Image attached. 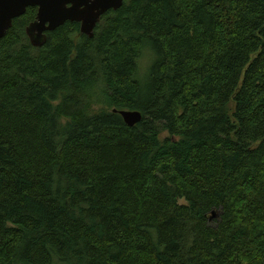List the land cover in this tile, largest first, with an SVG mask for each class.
<instances>
[{"label":"trees","instance_id":"trees-1","mask_svg":"<svg viewBox=\"0 0 264 264\" xmlns=\"http://www.w3.org/2000/svg\"><path fill=\"white\" fill-rule=\"evenodd\" d=\"M37 12L0 41V264H264V0H124L41 47Z\"/></svg>","mask_w":264,"mask_h":264},{"label":"water","instance_id":"water-1","mask_svg":"<svg viewBox=\"0 0 264 264\" xmlns=\"http://www.w3.org/2000/svg\"><path fill=\"white\" fill-rule=\"evenodd\" d=\"M123 5L124 0H0V41L12 28L13 21L24 15L28 8H37L38 12L36 20L27 28V34L33 46L41 47L47 33L67 22L79 23L81 33L93 38L102 17ZM114 112H118L131 127L143 118L139 111Z\"/></svg>","mask_w":264,"mask_h":264},{"label":"rangeland","instance_id":"rangeland-1","mask_svg":"<svg viewBox=\"0 0 264 264\" xmlns=\"http://www.w3.org/2000/svg\"><path fill=\"white\" fill-rule=\"evenodd\" d=\"M151 62H152L151 54L146 53V56H144V58L141 60L140 63L142 72H144L148 68Z\"/></svg>","mask_w":264,"mask_h":264}]
</instances>
